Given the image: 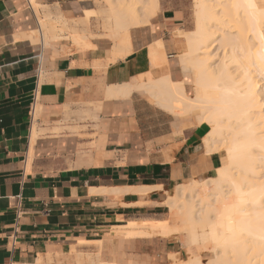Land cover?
I'll use <instances>...</instances> for the list:
<instances>
[{"label":"crops","instance_id":"0c3cea01","mask_svg":"<svg viewBox=\"0 0 264 264\" xmlns=\"http://www.w3.org/2000/svg\"><path fill=\"white\" fill-rule=\"evenodd\" d=\"M37 2L66 18L93 10L89 0ZM159 3L149 24L130 30L128 52L104 38L87 50L33 43L25 37L39 27L30 0H0V264L83 255L105 264H172L169 256L180 253L172 236L136 233L166 222L170 192L214 177L225 155L206 152L207 125L182 127L147 94L108 97L109 88L147 74L185 79L177 33L188 32V13L182 0ZM114 188L121 195L93 192Z\"/></svg>","mask_w":264,"mask_h":264},{"label":"bare ground","instance_id":"6f19581e","mask_svg":"<svg viewBox=\"0 0 264 264\" xmlns=\"http://www.w3.org/2000/svg\"><path fill=\"white\" fill-rule=\"evenodd\" d=\"M194 1L196 29L189 34L178 31L184 43L179 69L185 79L174 81L166 74L144 84L141 77L135 78L109 88L108 97H129L137 91L178 117L180 123L187 120L190 127L209 126L206 152L224 151L228 163L215 177L178 185L168 195L163 205L178 220L179 228L151 222L136 235L185 236L190 257L176 260L177 254L172 255L174 264H264V0ZM30 2L39 27L26 34L27 39L44 47H54L63 39L71 40L78 50L93 47L88 24L91 11H85L87 16L76 25L63 16L42 15L37 0ZM105 2L103 14L113 21L110 38L115 48L131 52L130 30L149 24L159 12V0ZM228 24H233L231 30H222ZM217 41L223 50L218 64L212 63ZM186 82L192 84L193 95ZM217 142L220 147L214 150ZM153 189L158 188L137 191ZM93 192L118 197L123 191ZM189 246L210 254L211 260L204 262L200 255H192Z\"/></svg>","mask_w":264,"mask_h":264},{"label":"rangeland","instance_id":"374dc122","mask_svg":"<svg viewBox=\"0 0 264 264\" xmlns=\"http://www.w3.org/2000/svg\"><path fill=\"white\" fill-rule=\"evenodd\" d=\"M89 1H90V3L87 5L86 8L87 9H92L93 8V10L91 11L92 14H91V18H90V21H89L90 23L88 22V24L90 26L89 30H90V33L92 35V37L90 38V42H92V40L95 39V38H104V39H108V40L112 41L111 38H110L111 37L110 35H111V28H112V25H113V23H112L113 21L108 15L103 14V11H105L107 9V7H106L107 4H106L105 0H89ZM182 4H183V7L186 9V11L188 13V23H187L188 32H182V33L189 34L190 32H193L196 29V7H195V1L194 0H182ZM40 12H41L42 15L51 14L52 17H57V14H58V11H53L52 12V11H50L48 9V7H43L42 5L40 6ZM59 16H63V15L60 14ZM85 16H87V13L84 11V12H80V13L76 14L75 16H72V17H69V18L64 17V18L67 19L69 22H73L74 21V22L77 23L76 25H79L80 23L78 22V20L81 21ZM231 25H233V24H228V25L224 26V29L222 28V30H225V29L226 30H231L230 29ZM71 26H75V23H71ZM133 29H135V28H133ZM177 34L180 35V32L177 33ZM180 36H183V35H180ZM38 43H41V42H38ZM59 43L71 46V50H77V46L74 45L71 40H64L63 39V40H60ZM218 43H219V41H217V43L214 46L215 51H214L213 55H215V53H216V55H215L214 61L212 62V63H216V64H218L219 59H220L218 57H221L223 55V50L219 49L218 46H217ZM46 50H48V48H46ZM181 53H182V51L180 52V55H181ZM180 55H179V58H180ZM167 62H168V60L165 58V63L164 64H167ZM177 62H178V65H180L179 59H178ZM160 66H162L160 63L153 64V67H160ZM181 74L183 75L182 72H181ZM146 77H147V81H144V76L141 77V80H142V82H144V84L145 83L146 84L147 83L148 84H152V81L155 80L151 76V74H147ZM152 78H153V80H152ZM261 85H262V90L264 92V81L261 82ZM189 88H190V90H189ZM187 91H188V93L190 95L194 94L193 86H192L191 83H187ZM174 117L177 120L178 117H176V116H174ZM179 121H180V119H179ZM180 125L182 127H190L189 125H191V124H190L189 121L184 120L183 122L180 123ZM194 127H196V126H194ZM210 130H211V128H210ZM207 134H206V136H207ZM206 136L204 137L202 144L204 143V140H205ZM218 143L219 142L215 143V145L213 147L214 150H218L217 149L218 146L220 147V145ZM214 153H223L225 155L224 151H222V152L214 151ZM225 158H226V155H225ZM227 163L228 162L226 160V164L225 165H227ZM215 176H216V174H215ZM211 178H213V177H211ZM200 181H202V180H200ZM173 192L174 191L170 192L169 195H172ZM167 198H169V197H167ZM163 210L165 211L164 212L165 215L163 216V219H164L163 221H166L168 223V225L170 227H172V228H175V227L179 228L180 224H179L177 219L171 217L170 210L167 207H166V209L164 208ZM172 237L179 241L178 251H180V253H179L180 255L177 254L176 260H179V259L180 260H187V259H189L190 253H189L188 249L186 250V247H185L186 242H187L185 236L183 237V239L180 237V235H177V234L176 235L174 234V236L172 235ZM189 247H190L192 255H200L202 261L208 262V261L211 260V255L210 254H207L204 251L202 252L201 250L200 251L196 250L197 248H195V247H192V246H189ZM96 257H97V255L96 256H94V255H83L82 260H78L77 261L75 259V256H73V257L71 256V257H68V258H66L64 260H61V261L58 260L56 262H54L51 258H48L47 264H97L99 261H95ZM177 257H178V259H177ZM169 259L171 260L172 264H174L172 256H169ZM176 260H174V262ZM39 264H43V261L40 260Z\"/></svg>","mask_w":264,"mask_h":264},{"label":"built area","instance_id":"2783aa9c","mask_svg":"<svg viewBox=\"0 0 264 264\" xmlns=\"http://www.w3.org/2000/svg\"><path fill=\"white\" fill-rule=\"evenodd\" d=\"M41 56H39V61H40ZM41 63L39 64V67L37 69V74H36V90L33 93V98H32V103L30 106V109L32 110V113L35 114V111L37 109L38 103H39V98H38V87H39V75L41 73V67H40ZM20 206V205H19ZM21 214H22V210L18 209L17 212V221L20 220L21 218ZM17 230V228H16Z\"/></svg>","mask_w":264,"mask_h":264}]
</instances>
